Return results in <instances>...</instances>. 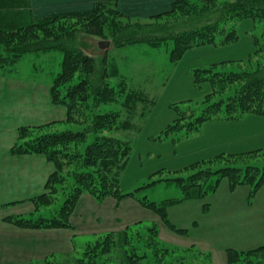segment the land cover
Instances as JSON below:
<instances>
[{"label": "rangeland", "instance_id": "374dc122", "mask_svg": "<svg viewBox=\"0 0 264 264\" xmlns=\"http://www.w3.org/2000/svg\"><path fill=\"white\" fill-rule=\"evenodd\" d=\"M34 1L36 8L32 7L34 14L36 12L39 14L38 7L44 8L49 14L87 10L97 2L105 0L92 3L72 0L68 2L72 4L68 7L59 6L57 1L55 8L51 7L54 0ZM126 1L125 10L130 12L140 10L137 12L146 16L136 14L129 19L121 18L122 26H139L141 29L142 27L149 29L148 26L155 20L148 16L151 11L166 7L168 3L159 0ZM118 3V8L124 11L120 6V0ZM148 6L153 10H148ZM178 18L175 15L162 19V22L169 19L176 21ZM63 20L51 27L52 31L59 32L57 44L78 47L84 53L92 55L96 61L95 79L103 75L107 67L110 68L113 64L111 68L133 78L134 83L139 85L136 88L147 97L131 115L132 126L123 136L131 141L132 149L120 174V187L123 192H134L137 197L126 196L118 200L108 196L99 200L85 193L78 200L72 215L71 221L75 228L71 230L14 227V231L9 232L0 229V235L12 233L14 238L12 242L14 250L9 256H6L1 244L3 242H0V264H49L42 262L47 257L65 259L67 264L68 261L73 264L70 257L75 253V249H77L75 254L81 256L83 247L88 242L94 241L108 231H120L127 225L138 224L137 222L142 224L132 228L131 233L134 237L140 236L139 240H146L151 227H156L159 231V235L156 236L158 241L155 237L153 244L156 246L159 244L157 248L160 249L162 247L160 244L166 243L187 249L193 245L196 249L210 253L206 257L210 264H228L226 250L229 247L248 249L264 244V180L253 192L260 175L255 176L254 171L248 173L246 171L248 165L264 169V114L249 113L247 116L251 117L244 123L232 125L228 119L214 116L204 121L199 130L182 129L176 133L166 134L169 125L180 115V110L184 111L182 122L188 124L208 104L206 100L213 92V83L207 79L198 81L195 76L197 69L210 67L216 70L245 69L244 62L258 49L256 39L260 44L262 40L264 41L262 29L259 26L255 27L256 20L247 17L238 22L239 38L235 42L211 43L190 48L177 62L171 61L170 45L161 47H152L147 43L117 45L110 33L112 29L116 30L117 26L111 24L107 25L106 29L111 44L102 48L100 41L105 38L86 33L82 27L83 23L79 20L77 22L74 19ZM36 31L42 41L34 44H37V47L48 46L50 42L48 43L45 38L49 36L51 38V33L48 30ZM28 34L27 31L19 33L21 38L25 37L24 39ZM70 34L73 35L72 38L69 37ZM31 37L30 40L36 39L34 34ZM63 58L64 52L60 48H40L24 54L15 65L0 67V74L6 75L5 82L8 86L7 88L0 86L2 91L0 103H6L2 96L6 98L9 95L10 100L12 98L14 125L65 119L66 107L53 104L50 96L51 83L62 68ZM77 75L84 73L80 70ZM5 121L0 122V127L6 123ZM80 126L78 122L59 123L55 128L77 129ZM253 150L258 152L238 157L227 156L231 153ZM223 152L226 157L210 161ZM197 161H200V167H212V171L227 166L243 169L239 175L237 172L233 177L234 182L220 171H214L215 173L207 178L202 175L200 179L203 178L201 180L204 182L203 187L214 185L218 181L217 186L205 196L187 198L168 208L170 220L188 230L177 232L170 229L156 212L144 206L140 199L159 203L168 198L182 197L180 185L175 180L168 179L180 175L187 178L189 171L186 172V167ZM57 195H59L57 204H60L65 196L64 192L58 191ZM33 203L34 206L29 207L34 208L32 212L27 211L22 216L40 215L41 211L37 212L38 206ZM53 206L54 204L48 205L49 208ZM152 246L149 245L148 249L154 256ZM46 250L57 252L49 255L44 252ZM67 250L70 251L66 252ZM42 252L46 255L40 257ZM51 256L53 258H50ZM156 256L153 257L151 264H161L167 257L163 252ZM202 258H205L204 255ZM109 259L110 264H117L112 257L109 256ZM120 264L127 263L122 260Z\"/></svg>", "mask_w": 264, "mask_h": 264}, {"label": "trees", "instance_id": "16d2710c", "mask_svg": "<svg viewBox=\"0 0 264 264\" xmlns=\"http://www.w3.org/2000/svg\"><path fill=\"white\" fill-rule=\"evenodd\" d=\"M118 2L105 0L87 10L34 14L31 0H0V67L15 65L24 54L40 48L56 47L64 52L62 68L50 86V96L53 104L66 107L65 119L19 126L18 139L11 149L14 155L45 154L56 168L46 184L47 191L32 199L38 206L36 211H41L39 216L4 217L5 221L15 226L31 229L71 228L74 226L71 216L78 200L85 193L99 200L108 196L118 200L126 196L137 197L134 192L125 193L120 187V174L132 149L131 141L123 136L132 126L131 115L147 97L136 88L139 85L134 83L133 78L111 68L113 64L95 79V58L78 47L57 44L59 32L51 30L56 22L61 19L79 20L86 33L105 39L110 38L106 29L107 25L112 24L117 26L116 30L110 31L115 44L147 43L152 47L170 45L172 62H177L186 50L199 45L235 42L239 38L237 24L247 17L255 19V27L259 26L264 33V0H174L170 9L149 16L155 19L148 26L149 29L122 26L121 18L133 16L119 9ZM175 15L179 17L176 21L169 19L162 22V19ZM36 29L51 33L52 41L50 36L45 38L50 42L48 46L37 47L34 44L42 41ZM20 31L29 32L26 39L21 38ZM33 34L36 39L30 40ZM257 40L258 49L244 62L245 69L216 70L210 67L195 71L198 81L207 79L213 83V92L206 100L208 104L188 124L182 122L184 111L180 110L178 118L166 130L167 135L182 129L199 130L204 121L214 116L238 119L249 113L264 114V41L260 44ZM80 70L84 75L76 76ZM77 122L81 125L77 129L55 128L59 123ZM256 152L258 150L227 156L238 157ZM221 157H226L224 152L210 161ZM186 168V172L189 171L187 178L180 175L168 179L180 185L182 197L168 198L159 203L140 199L144 206L156 212L170 229L177 232L188 230L170 220L168 208L187 198L205 196L217 186L218 181L203 187V178L200 179L202 175L207 178L214 171H220L232 180L243 169L227 166L212 171V167H200V161ZM246 171H254L255 176L260 175V180L255 182L254 192L264 180V169L248 165ZM58 191H63L65 195L60 204H57ZM53 204V207H48ZM138 224L127 225L120 231H108L88 242L81 256L75 254L77 250L71 255L73 264H110L109 256L117 264L122 260L127 264H151L153 257L161 252L167 256L161 264H210L206 260L210 253L196 249L193 245L187 249L166 243L160 244V249L157 248L159 244H153L159 235L156 227H151L148 235L150 239L139 240L140 236L134 237L131 233ZM149 245L153 248L154 256L148 249ZM226 253L228 264H264V244L248 249L229 247ZM203 255L205 258H202ZM42 262L67 264L65 259L48 257Z\"/></svg>", "mask_w": 264, "mask_h": 264}, {"label": "crops", "instance_id": "0c3cea01", "mask_svg": "<svg viewBox=\"0 0 264 264\" xmlns=\"http://www.w3.org/2000/svg\"><path fill=\"white\" fill-rule=\"evenodd\" d=\"M31 1H32V7L36 9L35 1L34 0ZM54 1L55 2H53L51 6L53 8L56 7L58 2L60 4L59 6L66 5V7H68L69 5H72L68 3L71 2L72 0H54ZM83 1L84 2L88 1L92 3L93 1H98V0H83ZM159 1L162 2L166 1L168 3L166 7H162L161 9H155L154 11H151L148 16L170 9V4H172L174 0H159ZM169 2L171 3L169 4ZM120 6L126 13H129L131 15L140 14V12H137L140 10H136L133 12L125 10L124 7L127 8L126 0H120ZM38 9L40 10L39 14H47L44 8L38 7ZM148 10H153V9H151L148 6ZM140 15L146 16V14H142V13ZM6 79H7L6 75L0 74L1 87L4 88L8 87L5 82ZM9 91H7L8 94ZM2 100H5L6 103L4 104L0 103V122L4 123V120H6L5 121L6 123L4 125H1L0 127V229H4L9 232H12L14 231V227L18 228V226H15L5 221L4 217L7 215H24L25 212L27 211L32 212L34 208L31 209L29 208L31 206H34L32 199L47 191L46 184L49 180V177L55 171L56 168H55V164L51 160H49L45 154L28 153L23 155H14L12 153L11 149L18 139L17 128L19 127V125H14V114H12L13 111H11V108L14 107V104L11 102L12 98L10 100L9 95H7L6 98L2 96ZM29 107L34 108L33 106H29ZM10 114H12V116H10ZM250 117H251L250 115L249 116L245 115L244 117L239 119H228V120L231 125L242 124L245 122L246 119ZM9 119L10 121H7ZM46 122H42V123H46ZM42 123H36V124L26 123V124L37 125ZM231 154H239V153H231ZM74 228L75 226L71 228H57V229L71 230ZM57 229H51V230H57ZM13 239L14 238L12 236V233L0 235V242H3L1 244L3 245V250L6 253V256H9L14 250V244L12 243L14 241ZM68 251L70 250H67L66 252ZM44 252L46 254L51 255L52 253H56L57 250H46ZM45 253L42 252L40 257L46 255Z\"/></svg>", "mask_w": 264, "mask_h": 264}, {"label": "water", "instance_id": "95a60500", "mask_svg": "<svg viewBox=\"0 0 264 264\" xmlns=\"http://www.w3.org/2000/svg\"><path fill=\"white\" fill-rule=\"evenodd\" d=\"M110 44H111V41L108 40V39H102V40L100 41V46H101L102 48L109 47Z\"/></svg>", "mask_w": 264, "mask_h": 264}]
</instances>
